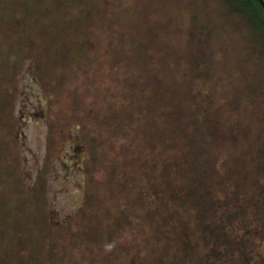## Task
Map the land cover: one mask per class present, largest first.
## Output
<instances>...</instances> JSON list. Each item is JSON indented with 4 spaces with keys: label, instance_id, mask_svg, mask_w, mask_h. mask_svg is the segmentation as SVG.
<instances>
[{
    "label": "rangeland",
    "instance_id": "1",
    "mask_svg": "<svg viewBox=\"0 0 264 264\" xmlns=\"http://www.w3.org/2000/svg\"><path fill=\"white\" fill-rule=\"evenodd\" d=\"M230 14L0 0V264H197L177 238L197 240L182 173L196 149L218 201L264 195V50ZM190 112L212 124L202 143Z\"/></svg>",
    "mask_w": 264,
    "mask_h": 264
},
{
    "label": "trees",
    "instance_id": "2",
    "mask_svg": "<svg viewBox=\"0 0 264 264\" xmlns=\"http://www.w3.org/2000/svg\"><path fill=\"white\" fill-rule=\"evenodd\" d=\"M208 0H203L207 2ZM221 5L230 15L235 14L238 19L245 20L248 28L259 38L260 50H264V11L256 0H215ZM259 50V51H260ZM187 77L196 69L191 65ZM194 73V72H193ZM192 111V109H188ZM190 112L185 114L184 119H187L194 127L197 134L196 140H204L202 134L208 136L210 133L205 131V127L212 124H204L203 115ZM180 119V118H179ZM179 126L183 127L179 122ZM185 126V125H184ZM197 153L194 161L182 172L186 178L187 199H183L185 205H189L195 210L194 229L193 233H197V240L192 244V238L186 231H182L179 238V246L186 253L197 259V264H264V258L256 257V240H264V195L262 190H257L255 195L249 200L235 203L229 202V199L224 201L217 199L216 191L212 184L218 183V179L212 178L209 181V175L206 171L208 166L207 154L201 150H195ZM206 154V155H205ZM258 154L255 168L260 171L264 169V143L258 148ZM263 163V164H262ZM264 171V170H263ZM215 181V182H214ZM235 185L241 186L236 180ZM236 191L234 192L235 195ZM256 202V203H255ZM251 206L254 217L249 213ZM263 213L262 215H260ZM260 215V216H259ZM253 225H251V222ZM241 230L240 233L236 229ZM177 243V239H176ZM204 247L201 253L197 251L199 245ZM187 257V256H186Z\"/></svg>",
    "mask_w": 264,
    "mask_h": 264
},
{
    "label": "water",
    "instance_id": "3",
    "mask_svg": "<svg viewBox=\"0 0 264 264\" xmlns=\"http://www.w3.org/2000/svg\"><path fill=\"white\" fill-rule=\"evenodd\" d=\"M260 2V4L262 5V7L264 8V0H258Z\"/></svg>",
    "mask_w": 264,
    "mask_h": 264
},
{
    "label": "flooded vegetation",
    "instance_id": "4",
    "mask_svg": "<svg viewBox=\"0 0 264 264\" xmlns=\"http://www.w3.org/2000/svg\"><path fill=\"white\" fill-rule=\"evenodd\" d=\"M259 4H260V2L258 1V0H256ZM260 6H261V8H262V10L264 11V8L262 7V5L260 4Z\"/></svg>",
    "mask_w": 264,
    "mask_h": 264
}]
</instances>
